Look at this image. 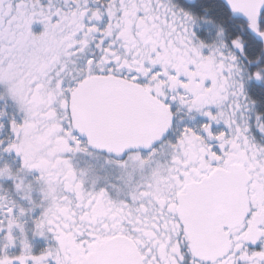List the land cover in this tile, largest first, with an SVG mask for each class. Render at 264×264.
Here are the masks:
<instances>
[{
    "label": "snow or ice",
    "instance_id": "1",
    "mask_svg": "<svg viewBox=\"0 0 264 264\" xmlns=\"http://www.w3.org/2000/svg\"><path fill=\"white\" fill-rule=\"evenodd\" d=\"M0 264H264V0H0Z\"/></svg>",
    "mask_w": 264,
    "mask_h": 264
}]
</instances>
